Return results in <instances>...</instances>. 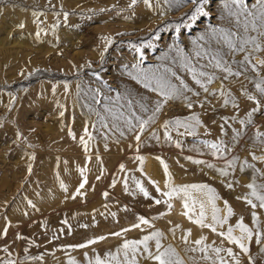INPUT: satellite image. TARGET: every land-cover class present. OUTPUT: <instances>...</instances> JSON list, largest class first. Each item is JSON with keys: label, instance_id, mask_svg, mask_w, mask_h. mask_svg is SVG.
Wrapping results in <instances>:
<instances>
[{"label": "rangeland", "instance_id": "obj_1", "mask_svg": "<svg viewBox=\"0 0 264 264\" xmlns=\"http://www.w3.org/2000/svg\"><path fill=\"white\" fill-rule=\"evenodd\" d=\"M220 2L209 0L208 8L218 13ZM131 3L132 0H0V233L7 227V234L0 236V249L7 247L17 261L27 255L33 259L26 264H69L70 261L88 264V259L97 255L104 258L106 253H116L124 240H137L155 230L163 233L165 246L171 245L186 260L193 254L186 256L183 251L187 247L181 240L185 231L192 233L190 241L204 235L208 237L206 243L220 244L218 237L207 229H199L182 215L179 200L171 201L170 211L165 204L154 203L163 197L151 182L161 191L166 190L160 160L167 165L173 186L208 185L220 197L216 204L221 216L224 201L232 208L230 225L243 217L244 223L253 227L250 210L237 197L247 194L246 185L253 178L258 184H264V160L252 158L253 154L264 156L258 146L253 147L256 131L264 132V112L255 114L253 123L243 129V135L232 141L233 130H241L232 117L244 119L254 107L239 95L242 83L254 93L253 85L243 78L227 85L238 109L230 105L221 107L222 100L212 97L203 108L194 105L191 111L179 100L171 102L156 123L142 134L139 150L132 134L124 138L113 134L105 142L91 128L96 139L90 142V151L86 154L80 145L84 126L95 119L85 107L89 103V88L96 89L101 81L114 89L139 88L124 72L125 65L130 67L137 55L130 45L150 43L152 47L143 49L144 66L155 65L160 63L159 57L168 45L179 40L187 49L193 37L214 22L212 16L201 17L191 28H182L178 35L175 26L182 19L188 23L185 14L191 11L190 4L150 0L151 7H147L143 0H137L129 7ZM65 13L68 14L66 22ZM21 23L23 28L19 27ZM105 38L111 40L107 51ZM101 52L103 58L99 55ZM186 82L195 87L190 78ZM210 87L215 88L216 84ZM13 97L15 100L9 108ZM203 98L201 93L200 99ZM193 113L199 116L204 127H198L194 136H178L173 131V142L163 140L160 125L164 120L183 119ZM225 119L231 127L225 125L222 135L220 125ZM153 131L159 140L150 138ZM218 139L224 141L226 149H232L225 151L223 158L213 157L212 150L202 144V141L214 143ZM176 141L181 147L175 146ZM138 155L143 157V163L135 159ZM147 158L158 166L162 182L156 181L147 169ZM233 158L235 167L228 169L227 177H220L215 169L226 168L227 161ZM193 159L212 163L215 169L195 165L191 163ZM245 162L252 167L240 171V165ZM121 165L123 172L119 170ZM85 168L87 171L82 177L80 170ZM85 178L87 183L77 194ZM135 181L148 192V198L137 190ZM228 182L233 183L231 189L225 186ZM29 201L34 207L29 206ZM161 213L167 214L153 219ZM139 216L148 219L152 227L141 225L140 229H132L121 237L111 235L138 223ZM260 228L264 233V215H261ZM169 229L174 230V235ZM18 234L22 239L16 238ZM100 236L107 239L88 248L75 247ZM260 249L261 245L254 241L249 244L253 264H264V252ZM37 256L41 259H34ZM0 257L7 258L3 251ZM140 264L148 262L141 260ZM241 264H248V257L241 255Z\"/></svg>", "mask_w": 264, "mask_h": 264}, {"label": "snow or ice", "instance_id": "obj_2", "mask_svg": "<svg viewBox=\"0 0 264 264\" xmlns=\"http://www.w3.org/2000/svg\"><path fill=\"white\" fill-rule=\"evenodd\" d=\"M136 2L137 0H132L129 7L135 5ZM165 2L192 6L191 11L185 14L188 23H184L182 19L181 23L175 26L178 35L181 34L182 28H191L201 17L212 16L214 22H210L201 33L195 35L187 49L182 46L183 41L179 40L168 45L167 51L159 57L160 63L155 65L144 66L143 49L152 47L150 43L139 46L130 45L137 55L135 62L130 67L125 65L124 72L128 79L139 88L121 86L119 89H114L107 82L101 81L100 86L96 89H88L89 103L85 107L95 119L90 125L84 126L83 134L79 138V143L86 154L90 151V142L96 139L93 132L89 130L90 128L94 129L105 142L113 134H118L121 138H124L126 134H132L137 144V150H139L142 134L156 123L166 105L177 100L181 101L189 111L194 105L203 108L210 102L209 97L222 100L221 107L230 105L233 109H238L239 105L227 85L239 81L241 78L253 85L254 93L242 83L239 95L250 101L254 107L246 113L244 119L232 117L233 121L241 126V130H233L232 141H237L243 135V129L246 125L253 123L252 117L255 114L264 112V0H221L218 13H214L208 8L209 0H165ZM143 3L147 7H151L150 0H143ZM33 15L38 14L33 13ZM64 19L66 22L67 13L64 14ZM19 27L23 28L24 25L21 23ZM105 39V51H107V45L111 43V40ZM99 55L103 58L104 53L101 52ZM88 66L91 67L90 64ZM189 78L195 87H190L186 82V79ZM96 79L100 81L101 77L97 75ZM214 83L216 87L211 88L210 86ZM79 88L80 86L77 85V95H79ZM54 91L55 89H53ZM64 91L65 94L68 93L67 84L64 86ZM201 93L204 94L203 100L200 99ZM191 97L197 99L193 100ZM14 100L13 97L9 101V108ZM63 115L64 113L61 111L60 116ZM225 125L231 127L227 119L220 125L222 135ZM198 127H204V125H202L199 116L194 113L183 119L164 120L160 125V128L163 129V140L170 143L173 142L171 132L175 131L178 136H194ZM69 134L71 135V133ZM150 138L160 139L155 131L151 133ZM202 144L212 150L213 157L223 158L225 151H232L231 147L226 149L222 139H218L214 143L202 141ZM175 146L181 147L180 142L176 141ZM257 146L261 152H264V132L259 130L256 131L253 140V147ZM129 147L132 146L129 145ZM105 149L107 150L106 143ZM252 158L264 160V156L257 157L254 154ZM135 159L143 163V157L138 155ZM191 163L215 169L214 164L202 159H193ZM160 164L164 169V188L166 190L161 191L155 182H151L156 192L163 197V200L156 199L154 203L157 205L163 203L170 211L173 207L171 201L179 200L183 207L182 215L199 229H207L214 234L221 243L217 244L216 241L206 243L208 237L204 235L190 241L189 237L192 233L185 231L182 233L181 240L187 247L183 251L186 256L188 253L193 254L186 260L177 253L174 247L165 246L162 243L163 233L155 230L137 240H124L116 253H106L104 258L97 255L88 259L85 254L88 264H140L141 260L147 261L148 264H241V255L248 257V264H253L252 258L249 256V244L254 241L257 245H261L260 250L264 252V233L260 228L261 215H264V184H258L253 178L246 185L249 189L247 194L237 197L250 210L253 227L245 224L243 217L238 219L234 225H230L229 219L233 216V210L227 201H224V214L220 215L221 210L216 204L220 197L216 195L213 188L206 184L173 186L167 165L163 160H160ZM235 164L236 160L233 158L227 161L226 168L215 170L220 177H227L228 169L234 168ZM251 167L252 165L246 162L242 163L240 171ZM28 170L31 172V165L28 166ZM119 170L123 172L124 166L121 165ZM86 171V168L80 170L82 177ZM101 174H103V169H101ZM86 183L87 179L85 178L79 184L76 190L77 194ZM135 185L137 190L145 198H148V192L140 182L135 181ZM225 186L231 189L233 183L228 182ZM61 187L63 188V185ZM124 187L127 191L126 182ZM104 195L107 196V193ZM28 203L30 207H34L31 201ZM165 214L167 213H161L160 217L153 219H159ZM137 220L138 223H134L130 228L111 235L121 237L123 233L132 229H140L141 225L152 227L150 221L143 216L137 217ZM62 223L67 224V221H62ZM81 227L86 226L81 225ZM176 227L178 228L179 225ZM169 231L174 235L173 229H169ZM6 234L7 227L3 233H0V236ZM16 238L22 239L19 234ZM105 239L107 237L100 236L75 247L88 248ZM150 242L154 243L150 246ZM225 244L232 247L223 246ZM234 249H237L238 252ZM0 251H3L7 256V258L0 257V264H26L28 260L33 259L25 255L24 259L17 261L12 258L7 247ZM24 252L27 253V249H24ZM118 256L122 259H118ZM34 259L39 260L41 257L37 256ZM69 264H75V261H70Z\"/></svg>", "mask_w": 264, "mask_h": 264}, {"label": "bare ground", "instance_id": "obj_3", "mask_svg": "<svg viewBox=\"0 0 264 264\" xmlns=\"http://www.w3.org/2000/svg\"><path fill=\"white\" fill-rule=\"evenodd\" d=\"M147 165H148L147 169H150V173L153 175V177L156 179V181L162 182L163 181L162 175L159 171L158 166H156V164H154V163H151L149 161V158H147Z\"/></svg>", "mask_w": 264, "mask_h": 264}]
</instances>
